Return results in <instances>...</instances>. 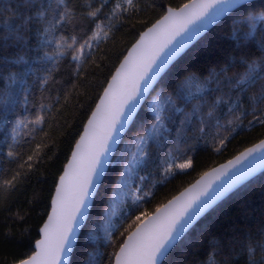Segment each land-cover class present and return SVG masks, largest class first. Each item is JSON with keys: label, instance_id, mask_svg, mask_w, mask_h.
I'll use <instances>...</instances> for the list:
<instances>
[{"label": "trees", "instance_id": "trees-1", "mask_svg": "<svg viewBox=\"0 0 264 264\" xmlns=\"http://www.w3.org/2000/svg\"><path fill=\"white\" fill-rule=\"evenodd\" d=\"M186 1L188 0H136L135 9L127 6L128 10L123 14L117 8L116 15H109V19L103 21L105 27L101 39L94 42L91 57L85 55L77 70L76 62L71 60L70 55L61 58L53 66L45 53H52L61 34L69 43L72 36L79 40L91 36L94 31L93 21L86 17L88 12L100 8V0H66L67 6L74 13V20L51 36L45 34L47 21L61 11L62 6L59 0H34L36 6L45 12V17H34L23 32L27 43L21 44L11 38L8 25H19L20 17L33 15L35 9L23 7L22 0H0V100L10 94V99L15 101L8 105L0 103V122L6 121L0 123V181H11L9 185H0V264H14L16 259L26 258L34 251V243L39 237L38 230L49 211L57 178L88 115L128 47L141 31L164 14L167 7H177ZM115 3L116 0H111L103 7L101 17L109 14ZM248 3L251 5L248 13L264 12V0H252ZM234 16V12L228 13L195 41L167 69L165 82L183 78L188 74L199 76L202 72L206 77L208 70L216 68L218 63L223 66V58L234 55V43L230 39ZM261 26L258 24L257 29ZM104 33H107L106 37ZM259 39L258 35L257 40ZM251 52L252 59L257 61L264 56L258 44L252 45ZM21 56L24 57L23 63L13 62ZM45 78L46 82L41 83ZM13 79L17 82L13 83ZM211 87L216 86L213 84ZM224 90L227 91V88ZM259 91L257 85L249 90L248 96H256ZM25 95L29 97L27 104L23 102ZM239 95L233 90L226 99L235 102ZM253 107L257 116L264 113V102L253 105L249 99L241 97V108L251 113ZM191 110L192 105L185 108L186 112ZM220 112L223 114L220 115ZM37 114L43 117L41 123L20 126L13 139L12 129L16 126V121L23 118L32 121ZM218 115L222 125H226L233 118L224 106L218 110ZM180 119L183 116H179L172 125L173 131L165 145L151 149L154 162L139 174L149 175L145 185L147 190L161 179L162 164L170 151L179 157L178 163L191 156L192 167L183 171L174 169V176L169 177L163 184H156L153 188L154 196L141 209L147 214L207 169L231 158L264 137V125L259 123H254L251 127L237 128L236 132L229 135L228 130L217 127L216 120H213L206 127L204 136L201 137L199 133L193 135V131L188 129L187 137L178 144L176 131ZM253 119L252 114L243 116L242 123L247 126ZM146 122H151L148 114L140 112L132 132L123 137L124 143L118 147L123 149L131 135ZM194 123L198 124V121ZM223 136H229V139L221 144L220 138ZM9 145H12L11 149ZM177 148L179 151H176ZM189 148L191 151H187ZM9 150L14 153L12 157L7 155ZM109 168L107 181L98 188L94 197L90 209L92 219L87 222V228H82V234L78 237V244L74 247L68 264H85L89 254L98 256L99 264H110L111 254L138 223L133 221L140 212L134 213L125 223L121 229L123 235L117 234L114 237V248L106 245L102 231L96 233L99 238L95 242L86 241L85 237L93 230L94 222H102L105 210H109V197L120 171L115 164H110ZM130 183L135 188L136 178L133 177ZM124 193L127 194H123L118 211L112 217L115 222H119L133 204L131 192L126 190ZM261 230H264V171L210 209L180 239L161 264H205L211 253H216L218 264H224L225 261L228 264H245L248 256L246 250L242 249H246L249 237L264 240V232ZM254 256L260 259V251L256 250Z\"/></svg>", "mask_w": 264, "mask_h": 264}, {"label": "snow or ice", "instance_id": "snow-or-ice-1", "mask_svg": "<svg viewBox=\"0 0 264 264\" xmlns=\"http://www.w3.org/2000/svg\"><path fill=\"white\" fill-rule=\"evenodd\" d=\"M109 2L111 0H100V8L87 13L86 18L91 19L94 25L91 36L82 40L72 36L70 43L62 34L57 38L58 42L52 53H45V57L53 66L61 58L70 55L79 70L85 55L91 57L94 42L101 39L105 27L103 21H107L109 15H116L117 8L121 9V14L128 10L127 6L135 9L136 0H116L110 13L101 17L103 7ZM59 3L62 10L47 21L45 34L49 36L74 20V13L67 6L66 0H59ZM22 6L34 8L35 12L33 15L21 16L20 24L15 27L8 25L11 29L9 35L17 44L27 43L23 32L34 17H45V12L36 6L34 0H22ZM250 6L248 0H188L179 8H167L161 19L140 34L104 89L100 103L96 105L88 120L84 135L76 144L73 161L59 177L52 212L40 229L42 238L35 242L37 251L26 258L16 259L14 264H64L78 244L82 228H87V222L92 219L90 208L93 206V198L97 195V189L107 181L110 164H115L120 171L109 199L115 203L121 199L122 190L127 189L131 192L133 204L121 216L119 222L112 218L116 213L106 209L103 221L94 222L93 230L85 237L86 241L95 242L99 238L96 233L102 231L106 245L116 247L114 237L117 234L123 235L121 229L125 223L134 213L140 212L135 215L133 221L139 222L136 223L135 230L119 244V250L111 254L110 264H159L161 258L182 238L197 217L233 187L251 176L258 164L264 166V140H261L227 165L213 169L211 174L205 173L196 185L185 189L179 196L157 208L151 216L141 211L144 203L154 196L153 188L156 184H163L169 177L174 176V169L183 171L192 167L191 156L178 163L179 157L170 151L162 164L161 179L147 190L145 185L149 175L139 174L154 162L151 149L165 145L173 131L172 125L179 116H183V119L179 120V128L176 131L178 144L187 137L188 129L193 131V135L199 133L201 137L204 136L206 127L213 120H216L217 127L228 130L229 135L236 132L237 128L251 127L254 123L264 125V113L257 116L255 107L251 113L241 108V97L249 99L253 105L264 102V83H260L264 81V56L257 61L252 59L251 52L252 45L258 44L260 52L264 53V12L248 13ZM232 12L235 16L230 39L234 43V55L223 58V66L218 63L216 68L208 70L206 77L202 72L199 76L188 74L183 78L165 82V73L172 61L210 25ZM258 24L262 25L259 30ZM104 36L106 37L107 33H104ZM13 62L23 63L24 57H17ZM48 74H51V70ZM16 82L13 79V83ZM45 82L46 78L41 81ZM213 84L215 88L211 87ZM257 85L259 93L249 97V90ZM233 90L240 94L235 102L226 99ZM14 102L10 99V94L0 100V103L5 105ZM23 102H29L27 95L23 97ZM188 105H192L191 112L185 111ZM222 106L233 116L226 125L219 123L218 110ZM140 112H146L151 122L142 124L138 131L131 135L125 147L120 149L118 145L124 143L122 137L132 132ZM235 113L239 115H234ZM222 114L220 112V115ZM249 114H252L254 119L244 126L242 117ZM42 119L39 114L32 121L27 118L18 119L12 129L13 139L17 128L40 124ZM194 121H198V124ZM228 139L229 136H223L220 143L223 144ZM11 148L12 145H9V149ZM187 151H191V148ZM115 152L120 154L114 155ZM7 155L12 157L14 153L9 150ZM209 176L212 178L206 181L205 178ZM133 177L137 180L135 188H132L130 183ZM9 184V180L0 181V185ZM201 184L203 186L198 188ZM142 217H146V220ZM244 250L248 256L245 264H264V240L249 237L247 247L242 251ZM256 250L261 253L260 259L254 256ZM215 256L216 253H211L205 264H218ZM85 264H99V257L89 254ZM224 264L228 262L225 261Z\"/></svg>", "mask_w": 264, "mask_h": 264}, {"label": "water", "instance_id": "water-1", "mask_svg": "<svg viewBox=\"0 0 264 264\" xmlns=\"http://www.w3.org/2000/svg\"><path fill=\"white\" fill-rule=\"evenodd\" d=\"M249 1H252V0H248V2ZM188 1H186V2H184V3H187ZM183 3V4H184ZM183 4H181L180 6H182ZM180 6H177V7H171V8H179ZM167 8H169V7H167ZM166 8V9H167ZM164 14H165V12H164ZM163 14V15H164ZM162 15V16H163ZM227 15V14H226ZM225 15V16H226ZM161 16V17H162ZM224 16V17H225ZM161 17H159L157 20H159V19H161ZM223 17H221L220 19H222ZM157 20H155L152 24H154ZM219 21V20H218ZM218 21H216L213 25H215ZM152 24H150L148 27H151V25ZM213 25H210L209 26V28H207L204 32H202L195 40H193L173 61H172V63L169 65V67L195 42V41H197L200 37H202ZM146 29H147V27L143 30V31H141L140 33H139V35H138V37L136 38V40L128 47V49L126 50V52H125V54H124V56H126L127 54H128V51L129 50H131L132 49V46L136 43V41L139 39V37H140V34H142L144 31H146ZM124 56L122 57V59L119 61V63L117 64V66L115 67V69H114V71L112 72V74H111V76L109 77V79L107 80V83H106V85H105V87H104V89L108 86V83L111 81V78H112V76L113 75H115L116 74V71H117V69L120 67V64L123 62V59H124ZM104 89L102 90V92H101V94L99 95V97H98V99H97V101H96V103H95V105H94V107H93V109L91 110V112H90V114L88 115V117H87V119H86V121H85V123H84V125H83V127H82V130H81V132H80V134H79V136H78V138L76 139V141H75V143H74V145H73V147H72V149H71V152H70V155H69V157H68V159H67V161L65 162V164H64V166H63V168H62V171H61V173H60V175L58 176V178H57V181H56V184H55V187H54V190H53V193H52V195H51V199H50V208H49V211H48V213H47V215H46V217H45V219H44V221H43V223L41 224V226L39 227V230H38V232H39V237H38V239L37 240H39V239H41L42 238V235H41V233H40V229L43 227V224L47 221V219H48V216H49V214H51V212H52V207H53V200L55 199V197H56V186H57V184H58V182H59V177L60 176H62L63 174H64V172H65V170L66 169H68V165H69V163L71 162V161H73V152L74 151H76V144H77V142H79L80 141V138H81V136L82 135H84V133H85V129L88 127V120L91 118V115H92V112L93 111H95V109H96V105L97 104H99L100 103V99H101V97H103V94H104ZM124 137V136H123ZM123 137H122V139H123ZM261 140H264V137L262 138V139H260V140H258L257 142H255V143H253L252 145H250V146H248V147H246V148H244L243 150H241L240 152H238L237 154H235L234 156H232L231 158H229V159H227V160H225V161H223V162H221V163H219V164H217V165H215V166H213V167H211V168H209V169H207L205 172H203L202 174H200L196 179H194L190 184H188L187 186H185L184 188H182L179 192H177L174 196H172L171 198H169L167 201H165L163 204H161L159 207H157V208H160V207H162L164 204H166L169 200H172L173 199V197H176V196H179V194L181 193V192H184L185 191V189H189V188H191L193 185H196V183H197V181H201V179H202V177H204V174L205 173H212V171H213V169H219L222 165H227L228 164V162L229 161H231V160H234L235 159V157L236 156H238V155H240L241 153H243V152H245L247 149H249V148H252V147H254L256 144H259L260 143V141ZM119 146V145H118ZM257 156H259V153H257ZM264 171V166H261V165H259L258 164V166L256 167V170H255V172L251 175V176H249L248 178H246L244 181H242L240 184H238V185H236L235 187H233L227 194H225L223 197H221L220 199H218V200H216L208 209H206L199 217H197V219L193 222V224L186 230V232L184 233V235L189 231V229L192 227V226H194L204 215H206V213L210 210V209H212L216 204H218L221 200H223L226 196H228L230 193H232L235 189H237V188H239L241 185H243L244 183H246L247 181H249L250 179H252L253 177H255L256 175H258L259 173H261V172H263ZM212 177L211 176H209V177H206L205 178V180L207 181V180H210ZM203 185L201 184V185H199L198 186V188H200V187H202ZM97 191H98V189H97ZM95 197V196H94ZM93 200H94V198H93ZM156 208V209H157ZM91 209V208H90ZM155 209V210H156ZM155 210H153L152 212H150L149 214H147L148 216H151L154 212H155ZM143 219H145L146 220V217H144ZM139 223V222H138ZM135 227H136V225L133 227V229L132 230H130L128 233H127V235L128 234H130L132 231H134L135 230ZM127 235L124 237V239H123V241L125 240V238L127 237ZM183 235V236H184ZM182 236V237H183ZM36 240V241H37ZM35 241V242H36ZM122 241V242H123ZM180 241V240H179ZM178 241V242H179ZM177 242V243H178ZM176 243V244H177ZM175 244V245H176ZM174 245V246H175ZM173 246V247H174ZM173 247L169 250V252L173 249ZM119 250V247H118V249L116 250V251H118ZM35 251H37V249L35 248V243H34V251L30 254V255H33L34 253H35ZM169 252L167 253V254H165V256L164 257H162L161 258V260H160V262H159V264H161L162 262H163V260L166 258V256L169 254ZM29 255V256H30ZM70 257H71V255L67 258V260L64 262V264H68L69 263V261H70Z\"/></svg>", "mask_w": 264, "mask_h": 264}, {"label": "rangeland", "instance_id": "rangeland-1", "mask_svg": "<svg viewBox=\"0 0 264 264\" xmlns=\"http://www.w3.org/2000/svg\"><path fill=\"white\" fill-rule=\"evenodd\" d=\"M127 189H124V190H122V194H121V198L123 197V193H124V191H126ZM121 200V199H120ZM120 200H117V201H115V203H113V201L112 200H110V206H109V211L110 212H115V213H117L116 211H118L117 209L119 208V205H120Z\"/></svg>", "mask_w": 264, "mask_h": 264}]
</instances>
